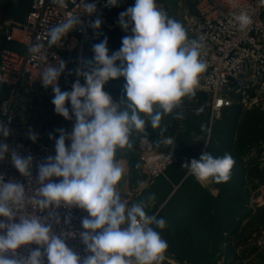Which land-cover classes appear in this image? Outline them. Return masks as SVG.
Returning <instances> with one entry per match:
<instances>
[{
	"label": "clouds",
	"instance_id": "obj_1",
	"mask_svg": "<svg viewBox=\"0 0 264 264\" xmlns=\"http://www.w3.org/2000/svg\"><path fill=\"white\" fill-rule=\"evenodd\" d=\"M68 0H52L59 7H67ZM76 2V0H73ZM119 0H108L109 6H117ZM264 5V0H258ZM80 13L60 20L46 31L48 49L59 47L69 33L82 24L79 14L91 16L96 5L80 0ZM239 30L245 31L252 24L246 11L236 16ZM119 26L125 33L122 46L109 55L108 40L92 46V59L77 68V79L71 91H62L59 78L65 72L66 63L59 59L57 65L48 62L44 43L28 47L33 60L44 63L39 72L42 86L52 88V104L56 114L75 123L70 132L56 129V155L48 156L36 165L38 174L35 204L40 211L59 209L61 206L77 207L88 215L81 221L85 231L80 238L90 253L84 257L73 252L61 235H57L49 223L58 215H18L32 197L25 184L0 175V264H165L168 259V242L161 232L166 221L146 212L149 206L141 201L129 205L122 197L120 185L127 175L118 152L133 148L132 137L139 135L140 142L150 148L161 145L175 147L172 137H164L166 128L162 119L173 115L182 120L184 101L194 99L201 87V77L207 64L202 58L205 35L189 38L188 30L178 20L159 7L157 0H135L133 6L119 14ZM100 19L91 23L99 29ZM123 78L122 96L116 101L104 90L110 80ZM70 101L71 109L66 106ZM70 111L72 115H70ZM199 114V113H197ZM148 127L159 130L160 139L150 140ZM12 130L0 122V137L7 139ZM36 142L37 135L29 134ZM50 139H54L49 134ZM66 141L70 143L66 145ZM9 153V146L0 143V161ZM171 162V154L168 156ZM10 159L17 171L31 182L33 157L21 156L12 151ZM235 160L229 153L214 157L204 153L199 160L192 159L183 168L201 184L209 181L227 183ZM137 167H140L137 164ZM62 178L53 180V178ZM143 186V185H142ZM154 194L148 200L154 199ZM18 218L19 222H16ZM67 223V218L65 219ZM35 244L28 256L19 255L17 249ZM43 249V251H41Z\"/></svg>",
	"mask_w": 264,
	"mask_h": 264
},
{
	"label": "built area",
	"instance_id": "obj_2",
	"mask_svg": "<svg viewBox=\"0 0 264 264\" xmlns=\"http://www.w3.org/2000/svg\"><path fill=\"white\" fill-rule=\"evenodd\" d=\"M196 9L186 25L188 34L193 38L205 35V47L202 50V58L207 64L206 71L201 77L199 90L211 96V120L219 118L222 111L235 105L244 109H259L264 111V5L258 0H191ZM96 5V12L91 16L79 14L82 21L71 32L84 39L94 29L91 23L100 19L101 26L114 29V11L121 5L109 6L108 0H87ZM80 0H68L67 7H59L52 0H30V10L22 20L10 19L9 22L0 21V83L8 93L0 99V122L8 124L12 134L4 139L0 137V143L9 146L7 157L0 161V175L5 182L9 179L25 184L26 192L32 197V201L26 208L19 210L18 215L48 216L52 211L58 215L60 223H55L54 217L49 218L53 231L65 240L67 246L81 257L89 255L86 246L80 238V233L85 231L82 227V219L88 215L85 210L77 207L40 211L35 204L36 183L38 170L36 165L48 156H55V137L49 138L46 131L36 132L28 122L32 112L39 108L43 102L46 89L39 79V72L45 66L39 60H33L28 53V47L38 42L44 43L48 55V62L57 65V57L61 60L62 50L75 38L69 33L59 47L48 49L46 31L60 20L72 14L80 13ZM246 11L252 18V24L245 31L238 28L236 16ZM2 37L11 43L25 46L23 51H15L9 46H2ZM58 83H60V78ZM51 88V87H49ZM47 88V89H49ZM71 91V90H70ZM26 103V108L23 104ZM75 123V117L69 127L64 129L70 132ZM34 129V130H33ZM27 133H26V132ZM25 132V133H24ZM37 135L36 142L29 138V134ZM53 137V136H52ZM70 142L66 141V145ZM12 151L21 156L31 155L33 166L31 182L22 176L11 162ZM168 154L162 150H146L141 155L142 165L146 176L154 181L159 176H165L171 162ZM261 170L264 171V157H262ZM62 178H53L58 180ZM122 197L131 205L137 203L140 190L137 187L120 189ZM252 204L264 207V181L256 190L252 198ZM67 218L68 222H65ZM6 218L0 217V220ZM18 221V218L16 219ZM38 247L35 244L22 246L17 249L19 255L28 256L31 249ZM43 251V249H41ZM47 264V258H44Z\"/></svg>",
	"mask_w": 264,
	"mask_h": 264
},
{
	"label": "trees",
	"instance_id": "obj_3",
	"mask_svg": "<svg viewBox=\"0 0 264 264\" xmlns=\"http://www.w3.org/2000/svg\"><path fill=\"white\" fill-rule=\"evenodd\" d=\"M29 10L30 0L16 2L0 0V21L10 17L20 20ZM128 34L130 33H125L118 23L116 24L111 35L113 52L121 48L122 38ZM75 39L73 38L72 41ZM6 42L4 39L2 46L6 45ZM83 53L82 69L84 62L92 59L94 55L92 50L89 51L87 48ZM71 54L72 52L69 53L70 58ZM82 81L84 83L83 79ZM74 82L69 81L67 73L64 72L59 87L68 90L72 88ZM124 83L122 77L110 80L104 90L112 93L118 101L122 96L121 89ZM7 93V88L0 83V96H5ZM210 99L208 93L197 91L194 99H186L183 103L184 119H175L173 115H168L173 117V121L167 119V116L162 119V127L166 128L164 137H172L177 142L176 149L170 150L167 146L166 150L168 155L174 157V162L168 167L166 175L156 178L145 192L148 196L154 194L155 198L152 201H155L154 207L157 210L173 190L174 184H178L188 172V169L183 168L186 162L190 164L192 159L198 160L204 153H211L214 157L222 156L224 153L231 154L235 164L230 180L219 184L212 182L214 189L218 190L217 196L207 191L193 175L188 176L157 213L158 217L166 221V228L157 230L169 244L168 258L179 264H243L235 244L231 242V236H237L238 229H241L242 223L253 211L249 206L248 178L258 172V169L248 168L242 156L250 142L264 141V126L259 125V123L264 124V111H243L241 106H233L224 109L223 118H217L219 121L215 123V119L211 121ZM244 112L246 118L240 120ZM248 115H253L254 118L249 128L246 127L250 125L246 122L250 117ZM146 131L150 140L160 139L158 129L153 130L148 127ZM247 136L251 137V141L246 140ZM55 138L59 137L55 136ZM132 138L140 139L136 134ZM158 148H164V145ZM128 152L130 173L134 174V180L144 179L145 174L140 167H137V164L141 163L140 158L130 150L126 151L127 155ZM122 157V153L118 152L117 158ZM261 180L262 183L264 175ZM223 244H226V247H222ZM222 256L225 260L219 263ZM167 260L165 264H171Z\"/></svg>",
	"mask_w": 264,
	"mask_h": 264
},
{
	"label": "rangeland",
	"instance_id": "obj_4",
	"mask_svg": "<svg viewBox=\"0 0 264 264\" xmlns=\"http://www.w3.org/2000/svg\"><path fill=\"white\" fill-rule=\"evenodd\" d=\"M134 3L135 0H123V12L126 11L128 7L133 6ZM157 4L159 7L166 10L170 17H173L174 19L180 21L185 27L188 21L190 20L191 16H193V14H195L196 12L194 4L192 3L191 0H157ZM118 20H119V14L116 17L115 20L116 23H118ZM113 31H114L113 29L109 30L103 26H100L99 29H95V30L93 29L85 39L83 37H78L73 33L70 34L71 36H74L77 39L73 41L72 40L70 41V39H68L67 41L69 45L66 46V49L62 50L63 61L65 55V63H66L65 73H67L69 81H76L77 79H80V83L83 84L82 78L76 75V69L82 68L81 61H83V57H84L83 52L86 48L89 49V51H91L92 46L94 44L101 42L105 37H107L108 40L107 47L109 49V55L113 53L114 48L112 47V41H111V35ZM189 38L192 37L189 35ZM116 44L115 46L119 47ZM9 48L15 51L25 50L24 45L14 42L9 44ZM70 52H72L71 58L69 57ZM61 77L62 75L60 76V79ZM70 90H72V88L62 91H70ZM53 96L54 93L52 91V88L46 89L44 93L43 102L39 104V108L36 109V111L32 112L31 116L28 119V122H30V124L34 127L36 132L46 131V133L51 134L53 137L55 136L59 137V132H57L56 129H61V128L66 129L67 127H69L73 122L74 116L73 119L69 121L64 119L62 116L56 114L54 111L55 106L51 102ZM0 98H2V96H0ZM66 106L69 107V109H71L70 101L66 102ZM26 107H27L26 103H24L23 108ZM245 110L248 109L243 108V111ZM251 110H259V109H251ZM70 115H72L71 111H70ZM245 115L246 113L244 112L240 120L245 119L246 118ZM248 116L250 117L247 118L246 122L249 123L250 125H246L247 128H249L251 124L254 122L253 115H248ZM172 118L173 117L167 116V119L171 121H173ZM222 118H223V114H221V116L218 119H222ZM218 119L217 118L215 119L216 120L215 123L219 121ZM259 125L264 126L263 123H259ZM246 140L251 141V137L247 136ZM132 142H133V148L130 151L136 153V155L141 160V155L143 152L140 147L141 144L140 139L137 140L132 138ZM170 147L171 146H169L170 150L176 149V147L174 148H170ZM151 149L152 148L149 147V150ZM126 151L127 150L121 151L123 157L120 158V160H125L126 162H128L129 172L122 181L120 188H125L129 186L139 188L140 190L139 202L145 201L148 203V200L146 198L148 195L146 194V192L144 193V190H147L150 187V185L152 184V180L146 176L144 172V167L142 165V160L140 163V169L142 170V173L145 174V178L138 180L136 179V181L134 180L135 178L134 174L132 175L130 173L129 152L127 155ZM262 157H264V141L250 142V144L246 146V149L244 150L242 156L248 168L257 167L258 169V172L254 173L252 176L248 178V185L250 187V201L253 193L255 195L256 190L259 188L262 181L261 180L262 176L264 175V171L260 169V166L262 165V161H263ZM151 207L153 206L149 204L147 209L149 208L150 211V209L152 210ZM250 207L253 208L251 215L244 220L241 229H238L237 236L235 235L231 236L232 237L231 242L232 244H235L237 253L241 257V261L243 264H264V207H257V205L255 204ZM222 247H226V244H223ZM224 258L225 257L222 256L219 263H223L225 260ZM167 261L170 262L171 264H178L175 260L171 258H168Z\"/></svg>",
	"mask_w": 264,
	"mask_h": 264
},
{
	"label": "crops",
	"instance_id": "obj_5",
	"mask_svg": "<svg viewBox=\"0 0 264 264\" xmlns=\"http://www.w3.org/2000/svg\"><path fill=\"white\" fill-rule=\"evenodd\" d=\"M15 1H17V0H15ZM121 12H123V0H121V5L114 11V16H115V19H114V23H115V27H116V17L118 16V14H120ZM25 16V15H24ZM24 18V17H23ZM22 18V19H23ZM10 19H14V18H7V19H4L3 21H5V22H9L10 21ZM22 19H20V20H22ZM14 20H16V19H14ZM106 28V27H105ZM107 29H109V28H107ZM115 29V28H114ZM113 29V30H114ZM109 30H112V29H109ZM2 39V42L1 43H3V41H4V39H5V37H2L1 38ZM77 39V38H76ZM78 41V40H77ZM7 44L6 45H4V46H9V44L11 43V42H6ZM63 58V57H62ZM198 91H201V90H198ZM109 93V92H108ZM112 97H113V99L114 100H116V98H115V96L112 94V93H109ZM210 105H211V99H210ZM212 121V120H211ZM176 143L177 142H175V145H176ZM140 147H141V149H142V152H144V151H146V150H149V146L147 145V144H140ZM152 149H158V150H162V151H164V152H166V150H167V146H165L164 145V148H157V147H155V146H153V147H151ZM204 152V151H203ZM168 154V153H167ZM174 158V157H173ZM174 160V159H173ZM199 160V159H198ZM127 164V173L129 172V167H128V162L126 163ZM191 174H190V172L188 171L186 174H185V176L182 178V180L178 183V184H174V188H173V190L170 192V194L167 196V198H166V200L161 204V206H162V208H163V205H165L170 199H171V197L173 196V194L177 191V189L180 187V185H181V183L182 182H184V180L188 177V176H190ZM167 178L168 179H170L168 176H167ZM153 182V181H152ZM199 183V182H198ZM199 184H201V183H199ZM207 191H209V192H211L214 196H217V194H218V190L217 189H214V186H213V183L211 182V181H209V183H206V184H201ZM139 187V186H138ZM125 188H130V186L129 187H125ZM125 188H120V189H125ZM176 189V190H175ZM141 190H143V189H141ZM145 191L146 190H144V193H145ZM253 196H254V193H253V195H252V197H251V201L249 202V204H250V206H253V204H252V198H253ZM148 197L149 196H147L146 198H147V200H148ZM138 201H139V198H138ZM154 202L155 201H152V200H148V205L150 204L151 206H153V207H151L152 208V210L150 209V211H149V208L147 209L146 208V212L148 213V214H150V215H157V213L159 212V210H161V206H159V208L156 210L155 209V207H154ZM152 212H154V213H152ZM179 264V263H178Z\"/></svg>",
	"mask_w": 264,
	"mask_h": 264
},
{
	"label": "bare ground",
	"instance_id": "obj_6",
	"mask_svg": "<svg viewBox=\"0 0 264 264\" xmlns=\"http://www.w3.org/2000/svg\"><path fill=\"white\" fill-rule=\"evenodd\" d=\"M123 163H124V165H125V167L127 168V162L125 161V160H121Z\"/></svg>",
	"mask_w": 264,
	"mask_h": 264
},
{
	"label": "water",
	"instance_id": "obj_7",
	"mask_svg": "<svg viewBox=\"0 0 264 264\" xmlns=\"http://www.w3.org/2000/svg\"><path fill=\"white\" fill-rule=\"evenodd\" d=\"M175 190H176V189H175ZM160 208H162V206H161Z\"/></svg>",
	"mask_w": 264,
	"mask_h": 264
}]
</instances>
